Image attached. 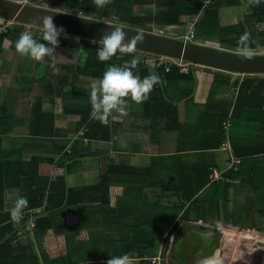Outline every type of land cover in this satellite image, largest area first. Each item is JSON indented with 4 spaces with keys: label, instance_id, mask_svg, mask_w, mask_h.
Returning <instances> with one entry per match:
<instances>
[{
    "label": "crops",
    "instance_id": "0c3cea01",
    "mask_svg": "<svg viewBox=\"0 0 264 264\" xmlns=\"http://www.w3.org/2000/svg\"><path fill=\"white\" fill-rule=\"evenodd\" d=\"M158 1L143 6L135 4V11L139 7H144L143 11H152L148 21L153 27L163 26L159 23L161 18L156 17L161 9ZM227 1L213 0L207 7L219 3L216 9L220 27L232 28L241 22L245 23V19L250 23L247 16L257 4L255 0ZM261 1L264 10V0ZM189 17H181V26L164 27L182 29L179 36H172L181 39ZM103 20L114 22L111 19ZM255 28L264 30V19L255 24ZM216 31L217 27L213 29V35L217 37ZM210 36L198 39L197 35L194 42L221 44L217 39H210ZM247 50H263L261 53H264V47L260 46ZM188 72L193 77L190 80V96L184 97V93L179 91L178 81L167 82L161 78L146 99L133 101L126 98V112L113 111L107 123L110 133L108 139L89 141L88 144L87 138H83L81 149L73 148L69 166L64 165L57 172L52 173L50 163L41 162L37 166V175L42 178L51 179L52 174H62V181L52 184V188L64 187L65 192L53 191L54 207L45 209L49 186L46 183V196L43 192L42 203L22 210L24 217L21 218L25 219L27 214L26 220L22 226L15 228L16 235L12 242L13 248L7 255L8 260L19 254L18 251L31 253L30 247L33 246L32 253H37L40 264H44L43 258L48 264H107L108 255L125 250V244L129 243L133 264H151L150 258L160 259L155 264H163L164 261L173 264L175 255L184 253L180 259H185V252L174 254L176 247L182 250L186 240L199 244L210 239L201 238L210 229L223 234L226 231L224 224L243 228L249 233V229H252L251 234L264 235V114L255 104L253 113L236 122V132L231 137L230 113L237 92L233 82L236 79L240 81L244 74L217 71L196 63L189 65ZM218 72L228 79L226 85L224 77H214ZM255 75L264 77V74ZM156 93L162 97L153 100ZM56 104L57 99L53 106L55 126L65 133L60 131L64 135L61 138L68 140L69 148L74 140L80 138L84 126L75 131L78 116L63 115L62 106L58 110ZM43 107L51 108L48 102H44ZM30 108L31 104L27 109ZM224 112L228 113L225 118ZM28 114L26 111L21 113ZM15 131L23 136L28 135L25 127L17 126ZM222 144L226 145L225 149ZM24 151L23 156L27 158L34 152L29 149ZM38 152L44 154L46 150ZM231 158L238 159V163L228 168L227 162ZM212 168L219 172L220 179H210ZM227 170H232V174H225ZM213 181H220L224 186L228 184L224 194V188L221 190L220 187L213 192V196L219 197L218 206L220 202L225 203L222 213L228 212V220L221 217L222 213L217 217L216 228L196 216L205 208L193 207L189 201H184L177 189L182 186L188 193L193 187L207 186ZM37 184L42 188L41 184ZM19 196L17 187L4 190L2 208L8 212L9 218L10 210ZM210 196L211 192L208 191L204 199ZM174 206L180 209L172 210ZM186 206H192L187 218L182 217ZM47 215L51 225L41 234L39 229H34L35 220ZM29 219L34 224L31 229L24 230ZM167 238L168 244L164 247V239ZM20 239L23 241L17 244ZM150 240L152 244H149ZM194 260L195 263L200 261ZM194 260L188 263L193 264Z\"/></svg>",
    "mask_w": 264,
    "mask_h": 264
},
{
    "label": "trees",
    "instance_id": "16d2710c",
    "mask_svg": "<svg viewBox=\"0 0 264 264\" xmlns=\"http://www.w3.org/2000/svg\"><path fill=\"white\" fill-rule=\"evenodd\" d=\"M153 2L154 0H108V3L103 7H98L94 0H40L39 4H42V6H56L62 9L60 11L64 12H69L67 10L81 11L89 14L86 17L89 16L93 19H116V24L123 23L126 27L139 29L151 22L148 21L149 16L135 14L129 6L135 4L144 5ZM227 3H230V0H228ZM217 4L219 3H214V7L212 6L213 8L209 7L201 14L197 25L196 36L198 35V29L200 27L209 29L212 32L211 36H213V29L217 27V40L230 50L241 51L237 41L240 35L245 32L249 34L248 49H254L257 46L264 47V30H257L255 28V24L262 22L264 19L262 1L251 8L250 16H247L250 23L245 19V23L241 22L235 27L232 26V28L219 26L216 9ZM158 5L161 9L158 10V16L156 17L161 18V22H159L163 24L161 27L165 25L181 26L183 25L181 20L182 16H191L199 11L200 0H159ZM90 15L94 16L91 17ZM0 21H2L0 22L1 26L4 20ZM41 30L40 27L23 24L17 21H13L5 30H0V56L8 49L12 51L14 59L13 61L11 59L12 62H9L10 60L5 63L3 62L1 67L13 73L14 81L21 92L19 97L26 99L29 94L33 95V102L31 103L28 115H20L12 112L10 108L7 107L6 101L0 96V264L41 263L37 253H32V251L31 253L28 251H18L19 254H15L12 259L8 260L7 255L13 248L12 242L16 235L15 228L22 226L25 219L21 218L19 222H14L9 218L8 212H4L2 208L4 190L6 188L17 187L20 196L24 195L28 198V206L24 209H29L41 204L42 193L44 192L46 196L45 193L47 191L45 209L50 210L52 206L54 207L52 192H60L61 190H63V193L65 192L64 187L52 188V184L58 181L61 182L64 176L57 173L50 175L51 179H49V177L42 178L37 175V166L41 162L50 163L53 167L52 173L57 172L61 167L69 163L73 156V148L74 150L79 148L80 143H83V138H87V143L89 144V141H102L108 139L110 136L107 123H101L90 115L92 111L89 97L91 82L88 79L98 80L108 65H122L125 61H130L133 56H136L139 57V63L136 68L133 69L135 74L142 75L154 68L160 73L161 78L165 79L167 82L178 81L179 91L184 93V97L190 96L192 93V83L190 81L193 80L192 74L190 72L183 73L179 71V67L176 64H170L167 71L165 70V64H161L157 67L150 66L143 62L145 55L149 53L134 49L131 53L121 54L117 52L109 60L100 61L97 59L96 52L102 45L99 44V41L84 37L72 35L70 38L60 37L59 44H61L62 47L70 51H76V54L72 57L73 60H66L68 54H60L57 49L54 56L65 59L64 61L56 62L53 60L54 56L51 59L44 57L40 61L30 59L27 56H21L15 49V41L19 34L24 31H29L33 34L35 39L41 40ZM149 32H151V30H149ZM204 35H209V32L204 31ZM57 47L60 46L58 45ZM62 55H64V57ZM8 64H11V67ZM219 74L220 72L215 73L214 77L216 79L224 77L223 80L225 79L224 84L226 85L228 79ZM233 84L237 86V92L230 113L231 127L229 134L231 137L235 135V128L238 124L236 122H239L240 119H246V117L250 115V112L253 113L255 104H257V108L259 107V111L264 114V110L262 109L264 100V77L255 74H244L240 81L236 79ZM37 86H40L41 90L35 93L34 89ZM214 88L212 90H214ZM161 97L162 95L160 93H156V96L154 95L152 99H160ZM56 99L61 102V111L63 115L74 114L78 116L75 131H77L80 126H84L79 136L80 138L74 140L73 145H69V148L67 146L68 140L61 138L64 135H61L62 131L55 126L56 114L53 110V106L55 105ZM44 102H48L51 108L45 109L43 107ZM227 114V112H224L223 118H225ZM17 126L25 127L27 129L26 134L28 135L23 136L22 133L16 132L15 127ZM24 149L33 150L34 152L27 158L23 156V154L25 155ZM42 149L46 150V152L44 154H39L38 151H42ZM80 156L83 157L81 154ZM224 173L231 175L232 170H227ZM7 176L10 178H6ZM37 182L42 185V188L38 187ZM46 183L49 186L45 191ZM33 185L35 188H32ZM224 185L225 184L220 181H213L212 184L207 186L200 188L193 187L188 193H186V189L182 186L177 189L180 191V195L184 201H189L193 207L199 206L201 209L205 208V210L202 209L203 211L200 210L196 216L212 224L216 222L217 217L221 215L225 208V203L222 204V202H220V206L217 205L219 197L213 196V192L220 187L221 190L224 188L222 191L224 194L228 188V184L226 186ZM208 191L211 192L210 198H212V200L208 198L207 201L204 199V196ZM180 207L174 206L172 210L180 209ZM186 208L187 206L182 214V217L185 218L188 217L192 206ZM24 209L23 211H26ZM227 215L228 212H225L222 213L221 217L226 220L228 218ZM209 217L211 219H209ZM229 221L235 222L231 219ZM50 223L51 220L48 215L41 216L35 220L34 229H39L42 234L50 227ZM256 230L261 231L262 229L256 228ZM262 231H264V229ZM149 244H152V240H150ZM167 244L168 238L164 239L163 246L166 247ZM129 247V243H126L125 250H129ZM43 261L44 264H48L46 258H43ZM140 263L142 262L140 261Z\"/></svg>",
    "mask_w": 264,
    "mask_h": 264
},
{
    "label": "clouds",
    "instance_id": "9594fccd",
    "mask_svg": "<svg viewBox=\"0 0 264 264\" xmlns=\"http://www.w3.org/2000/svg\"><path fill=\"white\" fill-rule=\"evenodd\" d=\"M18 1L21 2V0ZM94 2L98 7H103L108 3V0H94ZM255 2L259 3L261 0H255ZM29 5H32V3ZM42 25L41 40L35 39L29 31L19 34L15 41V49L21 56H27L36 61H40L44 57L53 58L56 47L60 43L61 34H67L62 25H57L54 22L52 16L43 17ZM123 29L122 25L116 24L111 31L100 38L103 43L96 52L98 60L107 61L117 52L121 54L131 53L133 46L142 40V36L136 35L130 39V42L125 41L126 33ZM237 43L240 50L250 58L251 54L247 51L249 34L245 32L240 35ZM138 63L139 57L133 56L130 61H125L122 65L110 64L98 80H93L90 83L89 97L92 109L90 115L92 118L106 124L113 111L122 114L126 112V105L128 104L126 98L133 101H142L148 97L155 83L161 79V75L154 68L142 75L135 74L133 69L136 68ZM27 206L28 198L24 195L19 196L10 210L11 220L14 222L19 221L22 210ZM107 264H133L132 254L129 250L113 252L107 256ZM202 264H224V258L218 254H213L205 257Z\"/></svg>",
    "mask_w": 264,
    "mask_h": 264
},
{
    "label": "water",
    "instance_id": "95a60500",
    "mask_svg": "<svg viewBox=\"0 0 264 264\" xmlns=\"http://www.w3.org/2000/svg\"><path fill=\"white\" fill-rule=\"evenodd\" d=\"M45 16H52L57 25L63 26L66 34L99 42H103L100 38L116 25L72 12L24 4L16 0H0V18L43 28L42 18ZM123 28L126 33L125 41L130 42V39L136 35L142 36V40L133 46L134 50L182 59L226 72L264 74V53L249 52L251 55L248 58L241 51L196 42H185L178 38L126 26ZM222 244L217 254L224 258V264H260L261 248L264 245L262 242L256 241L251 246L241 243L234 246L226 240ZM233 246L235 250H231ZM261 264H264V257Z\"/></svg>",
    "mask_w": 264,
    "mask_h": 264
},
{
    "label": "rangeland",
    "instance_id": "374dc122",
    "mask_svg": "<svg viewBox=\"0 0 264 264\" xmlns=\"http://www.w3.org/2000/svg\"><path fill=\"white\" fill-rule=\"evenodd\" d=\"M39 1L40 0H31V3H32V5H35V6H42V4H39ZM135 6L136 5H132V6L130 5L129 6L132 9V12H134L135 14L136 13L137 14L142 13V16H149V15L152 14V11H143L144 7L136 8V11H135ZM137 6H143V5H137ZM43 7L56 9V10H62L61 8H58L56 6H50V5H43ZM147 9H149V7H147ZM150 9H151V7H150ZM67 11L72 12L74 14H79L81 16L89 15L87 13H84V12H81V11H76V10H67ZM90 16L93 17L94 15H90ZM110 21H114V24L117 23L116 19H113V20H110ZM119 24L125 26L123 23H119ZM143 27L148 29L146 31L151 30V31H153V32H155L157 34L159 33L161 35H165V36H169V37H172V36L173 37H175V36L177 37L182 32V29H172L171 30V29H168L166 27H153V25H150V24H146V26L144 25ZM41 29H42L41 30V33H42L43 32V28H41ZM139 29L143 30L144 28L140 27ZM204 31L205 32H209V35L212 34V32L209 29H204L203 27H200L198 29V37H197L198 39H200V37H205ZM60 37H62V38H70L71 35H69V34H67V35L61 34ZM209 38L212 39V40H216L217 39V37L214 36V35L210 36ZM102 43L103 42H99L100 45H102ZM209 45H213V46L215 45L217 47H223L224 49H228L227 47L223 46L222 44H214V42L209 43ZM6 46H7V44H6ZM59 46L60 47L56 48L58 50V52L60 54L61 53L68 54V56L66 57V60H69V59L73 60L72 57H73V55L76 54V51L75 50H71L70 51V50L66 49L65 47H62L61 44H59ZM247 51L248 52H254V53L255 52H260V53L263 52V50L262 51L261 50H247ZM62 56L64 57V55H62ZM11 59H12V61L14 60L13 59V54H12V51L8 50V49H6L5 52L2 53L1 56H0V96H2L1 98H3L6 101L7 107H9L12 112H15V113L21 115V113H23L25 111L27 113L29 112V109H27V108L33 102V99H32L33 95L29 94L27 96V101H26V99H24L22 97H19L21 92H20V90L18 88V85L14 81L13 73L11 71L5 70L3 67H1L3 62L5 63V62H8L9 60H10L9 62H12ZM53 60L56 61V62H61V61H64L65 59H61L58 56H54ZM55 64H57V63H55ZM8 65L11 67V64H8ZM188 65H191V64H188ZM10 67H9V69H10ZM88 80L90 82H92L94 79H91V80L88 79ZM18 90H19V92H18ZM40 90H41L40 86H37V87H35L34 92L37 93V92H40ZM56 105H57L56 108L59 110L60 107H61L60 106L61 102L58 99H57V104ZM21 111H23V112H21ZM26 215L27 214H25V220H26ZM22 216H24V212L23 211H22ZM216 223L217 222H215V223L213 222L211 225H213V227L216 228L217 227ZM33 224H34V222L31 219H29L27 221V225L24 228V230L31 229ZM220 225L223 226V224H220ZM230 226H232V227H230ZM223 227L226 228V231L225 232L223 231V234H221V231L218 232V231H215V230L213 231V230L210 229V231L207 232V234H204V236H201V238H205L206 237V238H210V239H208L206 241L203 240L199 244L187 242V240L184 241L182 250L180 248L178 249V247H176V249H175L176 252L174 251V254L177 253V252H181V251L185 252V255H186V257H184L185 259L184 260L180 259V257H183L182 255H184V253H182V254L180 253V254H178V256L175 255V260L172 263L173 264H189L188 263L189 260L199 259L200 261L196 262V263H195V260H194L193 264H202V261H203V259L205 257L211 256L213 254H217L218 253V249L221 247V245H223L222 242L226 241V240L228 242H231L234 246L238 245L239 243H241L243 245L251 246L256 241L262 242L264 244V235L261 234V233L257 234V235L255 233L251 234V232H253L252 229H249L251 231L249 233L247 230H244V232H243V230H241L240 228H235L234 225L224 224ZM191 235L189 237H191ZM194 238L196 239V237H194ZM21 241H23V239L22 240L20 239L19 243L17 242V244H20ZM234 246H233V248L231 250H235ZM30 248H31V251H32L33 246L30 247ZM263 257H264V245L261 248V260L259 259L260 264H261V261H262ZM163 264H167V263L164 261Z\"/></svg>",
    "mask_w": 264,
    "mask_h": 264
},
{
    "label": "built area",
    "instance_id": "2783aa9c",
    "mask_svg": "<svg viewBox=\"0 0 264 264\" xmlns=\"http://www.w3.org/2000/svg\"><path fill=\"white\" fill-rule=\"evenodd\" d=\"M212 1L213 0H200V9H199V11L196 14L191 15L189 17V19L187 20L186 24H185V32H184V34L181 37V39L183 41H185V42H194V39H195V36H196V31H197V25H198L200 16L203 13V11L210 5V3ZM21 2L25 3V4H31L30 0H21ZM0 20H4V23L1 24V26H0V30H5V28L7 26H9L14 21V20H11V19H4V18H2V19L0 18ZM0 22H2V21H0ZM143 62L145 64H148V65L154 66V67L160 66L161 64L164 65L166 62L168 63V65L174 63V64H176L177 66L180 67L179 70L181 72H185V73L188 72V67H189L188 64H191V65L194 64V63L189 62V61H185V60H181V59H175V58H171V57H167V56H163V55H156V54H152V53H149V54L145 55V57L143 59ZM168 65L165 66V69H169ZM222 148L225 149L226 145L222 144ZM237 163H238V159L231 158L227 162V167L228 168L234 167L235 164H237ZM210 179L211 180L220 179V174L215 168H213L211 170ZM150 263L151 264H155L156 263L155 259H153V258L151 259L150 258Z\"/></svg>",
    "mask_w": 264,
    "mask_h": 264
},
{
    "label": "bare ground",
    "instance_id": "6f19581e",
    "mask_svg": "<svg viewBox=\"0 0 264 264\" xmlns=\"http://www.w3.org/2000/svg\"><path fill=\"white\" fill-rule=\"evenodd\" d=\"M157 55H160V54H157ZM163 56H165V55H163ZM167 57H168V56H167ZM181 60H182V59H181ZM166 65H168L167 62L165 63V66H166ZM169 66H170V64L168 65V67H169ZM212 169H213V168H212ZM212 169H211V170H212ZM210 173H211V171H210ZM211 230H212V229H211ZM185 257H186V255H185ZM153 259H155V262H157V260H160L159 258H158V259H157V258H153Z\"/></svg>",
    "mask_w": 264,
    "mask_h": 264
}]
</instances>
